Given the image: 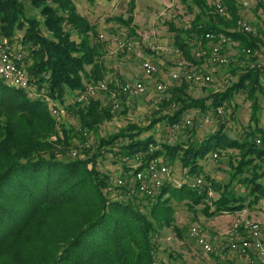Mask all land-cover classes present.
Returning <instances> with one entry per match:
<instances>
[{
    "label": "trees",
    "instance_id": "16d2710c",
    "mask_svg": "<svg viewBox=\"0 0 264 264\" xmlns=\"http://www.w3.org/2000/svg\"><path fill=\"white\" fill-rule=\"evenodd\" d=\"M184 1H191L199 11L190 30H175V45L200 67L205 60L192 53L210 44L207 33H224L239 43L237 62L228 65L238 80L223 92L198 97L189 93L193 85L183 81L166 90L148 125L130 122L87 147L85 137L112 121L114 113L98 100L83 106L76 100L67 103L66 97L85 91L87 83L105 79L110 68L101 59L107 41L93 42L92 37L100 38L97 27L78 11L74 0H31L42 19L27 16L22 0H0V36L27 47L28 53L22 47L27 54L25 68L39 92L38 96L11 87L0 78V264H153L157 237L174 222V200L195 207L214 190L220 197L206 208L209 216L238 213L258 204L264 195L259 98L264 83L263 70L251 63L258 61L264 34L239 30L241 8L233 0L225 16L206 0ZM123 25L130 35L136 34L133 18ZM247 49L252 50L250 56ZM119 88L109 83L110 92L119 95ZM237 94L246 96L252 111L242 140L232 138L222 122L199 140L194 138L195 130L177 143L156 139L158 124L173 127L194 110L214 112L211 118L219 123L217 109L232 103ZM44 95L74 114L77 128L58 121ZM171 108H176L172 115L162 116ZM228 149L239 152L229 184L222 186L208 174L203 186L188 180L178 186L166 180L153 198L140 195L129 184L116 186L114 176L101 168L111 155L122 176L130 178L138 157L142 167L159 158L170 166L179 161L189 176H198L203 172L201 160L225 156ZM234 182L244 185V193L233 188Z\"/></svg>",
    "mask_w": 264,
    "mask_h": 264
},
{
    "label": "rangeland",
    "instance_id": "374dc122",
    "mask_svg": "<svg viewBox=\"0 0 264 264\" xmlns=\"http://www.w3.org/2000/svg\"><path fill=\"white\" fill-rule=\"evenodd\" d=\"M77 4L79 12L86 16L90 22L97 27V34H109L117 36L116 33H124L127 30L123 25L130 18H133V25L138 28L137 32L146 37L152 30L158 34V41L163 40L166 45L170 48L177 49L175 45L177 29H187L191 25L198 13L199 9L191 1L184 0H74ZM209 5L216 6L219 0H206ZM222 1V0H221ZM223 5V4H222ZM24 7L27 11V16L39 17L40 11L33 7L31 3H25ZM225 7V6H224ZM138 15V17H137ZM137 17V18H136ZM137 19V20H136ZM207 20V18H206ZM170 25H173L170 30ZM263 31V30H262ZM22 33L18 36L21 37ZM142 35H139L140 37ZM74 39L77 36L74 35ZM99 38V37H98ZM262 39L264 38L261 37ZM100 39V38H99ZM96 39L92 37L93 42H103L102 39ZM263 41V40H262ZM16 45L18 48L24 47L20 43ZM27 51V47H24ZM225 50L230 54V58L233 57L237 52L236 47L233 45L226 46ZM29 51H27L28 53ZM27 55V54H26ZM166 56H171L175 62L183 63V54H157L152 59L159 68V72L156 76L148 80L147 91L143 96L121 98L120 96L114 97L112 91L98 92L97 95L92 98L100 101L105 107L111 108L114 113L112 121L106 122L100 126L96 134H91L85 137L87 141L86 146L91 147L96 144L97 138H106L111 134L117 133L121 128L126 127L130 122L137 123L141 126H146L152 120L154 111L157 110L158 106L162 102V98L166 93H159L156 89L158 83L166 85V90L170 88L171 84L170 77H166V80L161 79V75H168L171 73L172 68L168 67L167 70L162 63ZM257 64L264 67V49L262 45L257 52ZM134 53H122L116 50L113 45H106L105 55L101 59L103 64L107 68V75L104 80L100 82L113 83L117 86L127 82L124 78L127 73V68L130 70L129 73L134 75L136 69L141 68L140 58ZM30 61V60H29ZM111 62V67H108L106 63ZM237 62L236 60L233 61ZM136 65V66H135ZM206 72H209L213 76V83L204 88H198L192 86L189 93L195 97L206 96L212 92H223L233 82L237 81L238 78L233 75L230 71L231 68L228 66H215L204 63V66L200 67ZM91 67H88L90 70ZM188 69H196V66H188ZM142 70V68H141ZM168 78V79H167ZM97 83H87L98 84ZM45 92V91H43ZM108 92V93H107ZM77 93L68 95L66 98L67 103H73L77 98ZM261 112H260V125L264 128V93H259ZM89 102V101H88ZM58 103V102H57ZM83 106L87 103H82ZM60 108L61 103H58ZM224 113L220 117V122L214 119L213 122L207 123L205 118L207 116H213L214 112L201 113L198 110L187 113L186 117L192 119L190 127H182L181 130L176 131L172 126L167 125L166 122L158 124L155 127L156 139L158 141H167L170 143H177L185 141L190 137L192 130L196 131L194 138L196 140L204 138L209 133L220 125V123L226 124V132L236 139H243V133L250 124L251 116V103L246 99L244 94H237L234 97L232 103L224 106ZM176 108L165 110L163 115H172ZM160 115V114H159ZM158 115V116H159ZM185 117V118H186ZM56 119L67 126H78V118L72 114L67 113L66 110L62 112ZM184 119V118H183ZM260 144L261 142H258ZM225 156L221 155L215 157L210 155L206 160H201L200 165L202 166V174L198 176H189L187 170H185L179 161L173 165H168L171 174V180L178 186L187 182L194 186L195 181L198 178H202L203 183L206 182L205 175L208 174L211 180L220 183L222 186L229 184L231 177L234 173L232 164L237 165L239 162L237 150L228 149L226 150ZM165 164V162L162 160ZM102 170L109 172L114 178L119 177L122 173V169L119 165L112 163L111 155H107V158L102 162ZM243 177V176H242ZM246 175L244 174L245 178ZM264 184V178L261 180ZM203 186V185H202ZM244 185L234 182L233 188L238 193H244ZM204 188V187H202ZM115 194V193H113ZM120 193H116V195ZM122 196V195H119ZM220 197V193L214 190L209 191V197L204 199L203 204L192 207L188 201H176L172 203V207L175 209L174 222L170 227H164L161 229L159 237H157L158 247L155 255V260L158 264H228V260L235 255L239 260L245 262V255L240 253H225L223 257L216 254H206L197 245L196 239L191 235V229L194 226L200 227L203 235L214 240V243H218L224 235H227L235 229L245 230L246 224L259 222L264 224V195L259 199L258 204L253 207H248L246 210L233 214H221L209 216L206 213V208L210 207L213 200ZM238 226V227H237ZM241 235V234H240ZM222 238V239H223ZM229 252V251H228Z\"/></svg>",
    "mask_w": 264,
    "mask_h": 264
},
{
    "label": "built area",
    "instance_id": "2783aa9c",
    "mask_svg": "<svg viewBox=\"0 0 264 264\" xmlns=\"http://www.w3.org/2000/svg\"><path fill=\"white\" fill-rule=\"evenodd\" d=\"M23 2L29 3L31 0H22ZM237 4L242 10H249L252 6V0H238ZM216 11L221 15H227V10L221 3L216 4ZM239 30L247 34L256 35V29L251 23L241 18L238 21ZM192 26H188L187 29H191ZM206 38L209 39L210 44L207 47H200L198 51H194L193 55L197 60L204 59L207 64L215 66H228L236 58H230V54L227 53L226 46L233 45L238 47L239 43L232 40V38L226 36L224 33L215 34L207 33ZM100 39H105L103 34L100 35ZM262 48L264 49V38L262 39ZM115 41L118 45V49L122 52H134L138 58L141 59L142 72L145 79L127 81L126 83L119 86V95L127 97L143 96L148 87V80L156 76L159 72V68L152 59L147 55L148 49L153 51L154 54H166L170 52L171 48L162 44L158 41V35L155 31L146 37H130L126 32H122L119 36L115 37ZM237 50V49H236ZM180 53V50H175ZM238 51L233 57H236ZM246 54L250 56L252 54L251 49L246 50ZM26 54L23 48H18L16 45H12L8 38L0 36V78H2L11 87L21 88L24 90L31 91L33 94L39 96L36 87L32 84L31 77L29 76L25 68ZM254 68H261L263 71L261 75L262 82L264 83V67L257 63H251ZM171 79L174 83L187 82L198 88H204L213 83V76L211 73L206 72L200 67L196 69H179L172 73ZM156 89L159 93L166 92V85L158 83ZM109 89V83L99 82L98 84H90L86 90L78 93L76 101L80 103H87L89 100L94 98L98 92H105ZM114 97H117L116 92L112 91ZM48 100L51 108V113L54 117L59 116L65 109L60 108L58 103L45 96ZM224 113V108L219 107L217 109L218 116ZM207 123L213 122L211 116L205 118ZM192 119L186 117L181 123L173 125V129L176 131L181 130L182 127H190ZM260 142V140H258ZM77 156V152L73 153ZM218 157L217 154L214 155ZM141 157H138L135 163L136 170L130 178L122 176L115 178L116 186H124L129 184L131 188H134L137 193L148 198H153L159 194L160 189L163 187L166 180H171V172L169 167L162 162L161 159L156 158L146 163L143 166ZM202 178H198L194 186H202ZM238 227V226H237ZM245 230L248 232V236L242 237L239 235V229L224 235V238L216 244L214 240L203 235L202 230L198 226H194L191 229V235L196 239L197 245L206 254H216L223 256L225 253L236 252L241 255H247L250 251H254L258 257L259 264H264V224L259 222H253L246 224ZM153 264H158L154 261Z\"/></svg>",
    "mask_w": 264,
    "mask_h": 264
},
{
    "label": "crops",
    "instance_id": "0c3cea01",
    "mask_svg": "<svg viewBox=\"0 0 264 264\" xmlns=\"http://www.w3.org/2000/svg\"><path fill=\"white\" fill-rule=\"evenodd\" d=\"M233 1H235L233 3H237L238 0H233ZM219 2H222V4L226 8L228 7V4H232L231 3V0H222V1L219 0ZM239 14H240V18L245 19L246 21H248L249 23H251L252 26L255 27L257 31L261 30V32L264 34V0H252V6H251V8L249 10H242V9H240V13ZM137 17H138V15H137ZM172 26L173 25H170V30H173L172 29L173 28ZM137 31H138V28L136 30V34L135 35H130L129 32H128V30H125V32L130 37H136V38L139 37L140 38L139 35H142V34H141V32H137ZM153 31L154 30H152V32ZM116 34H118V33H116ZM103 35L105 36V39H102V41H107V44L113 45L116 48L117 51L122 52L121 50L118 49V45H117V43L115 41V37L116 36L109 35V34H107V35L106 34H103ZM119 35H117V36H119ZM141 37H143V35ZM159 42L162 43V44H165V42L163 40H159ZM14 45H17V43L14 44ZM166 46H169V45H166ZM178 49L179 48H177V49L171 48V51L170 52H166V54L167 53L168 54H172V53L181 54L182 53L184 55V53L180 49H179L180 50V53H177L175 51V50H178ZM122 53H132V52H122ZM134 55H135V53H134ZM147 55L149 57H152V58L157 56L156 54H154L153 51H151L149 49H148ZM192 55H193V53H192ZM183 61H184L183 63L175 62V60L173 58H171V56H166L165 60H163L161 64H163L165 66L166 70H167L168 67H171L173 71H171V73L168 74L167 76L166 75H161V79L162 80H166V77H168V78L170 77V79H171V75H172V73L174 71L179 70V69H188V66L189 65L196 66L197 67V65H194L193 62L191 61V59H189V57H187L186 55L183 56ZM140 63H141V59H140ZM106 64L108 65V67H111L112 68V66H111L112 63L110 61L108 63H106ZM202 66H204V63L200 67H202ZM141 68L140 69H136L134 75L132 73H129L130 70L127 68V70H126L127 73L125 74L124 78H126L127 81H134V80H142V79H145ZM170 83L173 84L170 87H173V86L177 85V83H174L172 81V79H171ZM239 235L242 236V237H245V236H248V232L246 230L242 229L241 232H239ZM227 253L235 254L236 252H227ZM233 256L234 257H232V258H230L228 260V264H258L259 263L258 262V257H257V255H256V253L254 251H250L247 255H245V257H246L245 258V262L242 261V260L237 259L235 257V255H233ZM221 257H223V256H221Z\"/></svg>",
    "mask_w": 264,
    "mask_h": 264
}]
</instances>
